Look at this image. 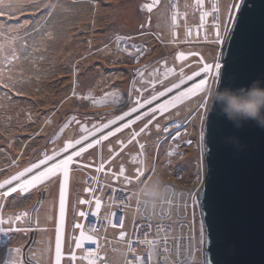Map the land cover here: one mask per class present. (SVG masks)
I'll use <instances>...</instances> for the list:
<instances>
[{
	"label": "rangeland",
	"instance_id": "374dc122",
	"mask_svg": "<svg viewBox=\"0 0 264 264\" xmlns=\"http://www.w3.org/2000/svg\"><path fill=\"white\" fill-rule=\"evenodd\" d=\"M124 1L126 4L135 2L139 20L134 26L124 29L113 19L104 21L103 18L96 19L95 14L90 15V10L97 6L105 12L104 8ZM188 1L157 0L149 13L144 6L153 4V0H4V4L0 5V8H3V14H0V81L8 80V86L5 87L0 82V181L22 170L30 161H35L42 151L51 154L53 148L59 149L67 139L79 138L80 126L74 121L69 123L71 117L75 116L81 124L88 127L101 122L102 117L104 122H107V119L114 115L127 111V107L117 106L118 101L131 106L128 102L130 91L133 99L148 97L154 90L163 91L174 83L178 84L181 68L186 81L187 76L199 71L205 62L222 63L221 43L216 42V26L219 25L223 33L224 23L227 21V6L233 2L237 3V0H229L224 9L220 0ZM8 5L10 7H7ZM45 5L52 7L45 8ZM214 5L217 7L216 11H213ZM160 7L163 10L166 8L165 17L170 25L171 48L164 42L161 29L152 23L153 12ZM85 8L88 14L85 13ZM205 12L207 15L201 21V15ZM79 13H82V17L78 16ZM173 16L176 17L175 24L172 21ZM58 20L64 24H60ZM65 25L70 29L67 35L76 41L71 43L70 48L59 40L61 29L65 28ZM82 43L87 45V48H81ZM205 46L214 49L211 56H205L202 50ZM126 47L133 55L124 51ZM72 48V51L69 50ZM137 49L140 50L139 56L135 55ZM65 51L68 55L60 59ZM89 52L98 56H90V60H87ZM178 54H183L185 59L177 60ZM13 56L16 59L13 60ZM168 68H173L174 71L165 75ZM138 69L143 71V81L135 75ZM99 73L104 74L105 79H102ZM81 79L86 81L85 87L80 85ZM153 79L157 81L155 84L152 83ZM133 80L135 87L143 89V92L132 91ZM183 86L185 88L181 92H186L193 84L186 82ZM73 88L76 95H73ZM108 90L115 95L103 99L102 94ZM178 90L174 88L171 93L153 101L151 106L145 105L138 113L126 117L124 123H129L130 120L135 123L114 136H109L102 145L89 149L83 160L92 165L91 167L70 173L69 194L73 196L69 200L68 194L61 264H88L82 257L81 249L75 252L77 259L70 260V249L73 250V247L69 245V241L75 245L74 237H78L81 230L74 225L83 224V217L75 215V212H87L88 206L94 204L96 198L105 203L102 205L103 211L115 209L113 199L111 200L116 189L114 186L130 192L125 202L120 193L114 195L115 200L126 204L123 228L115 231L104 229L99 236L85 228L83 231L98 241L104 264L123 263L126 239L121 238L120 233L124 231L126 234L137 216L134 207L136 199L132 193L156 176L147 161V157H152L150 153L153 149L162 147L159 153L160 161L163 163L161 166L165 165L167 172L164 182L170 180L190 186L195 182L197 175L204 174L205 121H201L200 116L204 115L205 110L199 105L205 95L184 97L168 112H157L148 129L136 140L129 142L131 133L139 132L152 118L150 108L179 96ZM84 95L95 96L100 103L93 106L91 101L82 98ZM183 105L184 114L181 116L178 109ZM191 105L194 107L189 109ZM144 112L149 115L144 116L143 120H137L136 116H143ZM157 124L159 128L156 127ZM65 125L67 127H64ZM190 125H194L192 130H189ZM177 129L181 130L175 132ZM148 134L150 139H147ZM118 141H123V144ZM141 144L144 145L143 150L140 149ZM190 147L195 153L192 159ZM141 151L148 167L145 176L141 178L142 182L138 183L135 176L138 165H134L132 161L138 158ZM169 152L173 155L169 156ZM101 161L104 167L97 172L96 167ZM121 166L126 169L131 183L119 175ZM179 172L183 174L184 181L175 178V174ZM71 174L76 177L74 184L71 183ZM49 185L52 183L41 185L30 194H13L8 199L0 200V204L4 205L0 214L6 218L13 214L29 213L20 223V227L28 230L8 232L9 235L5 234L6 237L9 236L8 244L2 245L0 242V264L11 259H20L22 264H54L59 189L57 196H53L51 200L48 195ZM89 185L95 189L94 194L84 191ZM79 199H90L92 203L81 205L78 203ZM3 227L7 228L8 225ZM48 231L52 232L50 238L45 235ZM92 244L83 242L82 247ZM111 246L114 247L113 250H110ZM12 248L21 249L19 256L9 251ZM137 252H141V248H138ZM155 253L157 254L156 250ZM158 255H165L162 249ZM143 258L147 259V256ZM196 258L199 262L200 254L196 255Z\"/></svg>",
	"mask_w": 264,
	"mask_h": 264
},
{
	"label": "water",
	"instance_id": "95a60500",
	"mask_svg": "<svg viewBox=\"0 0 264 264\" xmlns=\"http://www.w3.org/2000/svg\"><path fill=\"white\" fill-rule=\"evenodd\" d=\"M240 22L221 45V88L264 86V0H240ZM236 11L234 12V15ZM197 81L199 79L197 78ZM205 129V178L198 193L214 264H264V129H239L214 109ZM236 137L237 144L229 143ZM72 240V239H71Z\"/></svg>",
	"mask_w": 264,
	"mask_h": 264
},
{
	"label": "snow or ice",
	"instance_id": "6c2138e0",
	"mask_svg": "<svg viewBox=\"0 0 264 264\" xmlns=\"http://www.w3.org/2000/svg\"><path fill=\"white\" fill-rule=\"evenodd\" d=\"M157 0H153V4L151 5H145L144 7L147 9V11L150 13L153 10V6ZM4 4V0H0V5ZM7 7H10L8 5ZM52 5H45V8H50ZM241 8V4L233 2L232 4H229L227 6V21L224 23V30L223 33H221L219 25L216 26V42L217 43H223L226 39L229 37L230 27L229 25H232V27H235L240 22V15H239V9ZM217 7L213 6V11H216ZM234 10L236 11V14L234 15ZM0 14H3V8H0ZM207 13L205 12L203 15H201V21L204 20V16H206ZM218 19V18H217ZM173 24L176 22V17H172ZM142 28L144 25L141 26ZM117 43H119V38ZM125 52H128L127 47L124 49ZM140 50L137 49L135 52L136 56H139ZM129 55H133L132 52H128ZM13 60L16 59L15 56L12 58ZM177 60H184L185 57L183 54H178L176 57ZM8 63H11V60L8 61ZM173 68H168L167 73L173 72ZM76 69H73V75H75ZM204 74L203 78L201 77V74ZM135 75L139 77L141 81L144 80V75L142 70H136ZM0 76H2V72H0ZM193 77H198L199 83H194L192 87L188 88L186 92H180L179 96H174L170 100H166L162 104H158L154 108H150L151 116L152 118L147 121L139 129V132H133L131 133V137L129 142L136 140V138L148 129L149 124L152 123L153 119H155V115L157 112L163 114L169 111L170 108H173L176 106L177 101L182 100L184 97H190L197 94L204 95L206 88L209 86V78L213 81H219L221 77V64L219 62H215L214 64H208L204 63L203 66L200 68L199 71L193 72L191 75L187 76V80L191 81L193 80ZM11 80V77L8 78ZM4 84L5 87L8 86V80L0 81ZM157 81L153 79L152 83L155 84ZM185 75L183 68L180 69V81L179 83L172 84L171 87H166L163 91H153L152 94L148 97H136L133 99L132 92L130 91L128 102L131 106H129L128 103H122L120 101L117 102V106L119 107H127V111H122L119 115H114L112 118L107 119V122H104V118L102 117L101 122L99 123H93L91 127H88L86 124H81L79 120L75 116L71 117V122H76L80 126V132L79 138H69L64 143L63 146L59 149L53 148L51 151V154H49L48 151H42L40 156L35 161H30L27 165H25L22 170L16 171L14 174L9 175L6 179L3 181H0V200H5L10 198L13 194H30L32 190L38 189L41 185H46L48 183L52 184H58L59 189V196H58V218L56 219L55 223V247H54V264H61L63 253H62V247L64 245V222H65V214H66V207L68 202V194H69V181H70V173L73 171L79 170V169H87L91 167L92 165L85 163L83 160L84 155L88 152L89 149L102 145V142L107 140L109 136H114L117 132H120L122 129L129 128L132 124L135 123V121L130 120L129 123H122L120 126L115 127L113 130V126L117 125V122H123L126 117H131L133 113H138V110L144 109L145 105L151 106L153 104V101H157L159 97L165 96L166 93H171L173 89H179L181 85L185 84ZM73 85H75V81H73ZM132 91L135 92H143V89L136 88L135 87V80H133V88ZM73 95H76V90L73 88ZM110 95H115L114 92L111 90L105 91L102 94L103 99H107ZM86 101H91L92 105L95 106L96 104L100 103L99 100L95 96H89L84 95L82 97ZM200 108L204 109L206 111L207 109V98L202 101V103L199 105ZM148 112H144L142 115H137V120H143L144 116H148ZM87 119V117L85 118ZM201 121H203V114L200 116ZM64 127H67L65 125ZM157 128H159V124L156 125ZM105 130H108L105 134ZM63 131V129H61ZM99 133V136L97 134ZM118 143L123 144V141H118ZM140 149H144V145H140ZM111 147L109 148V152L111 154ZM143 151H141L138 155V158L133 159L132 163L134 165H138L135 169V176L138 183H141V178L145 176L147 164L146 161L143 159ZM169 156L173 155L172 152L168 153ZM104 164L103 161H101L100 165L96 167V171L99 172L103 169ZM153 172V175H155V169H151ZM119 175L124 178L125 181H128L131 183V178L129 175L126 174V169L121 166L119 169ZM93 179H95L93 177ZM84 191L86 193H93L95 192V189L91 187V185L84 188ZM140 192L136 191L132 193V196L135 197L136 203H137V210L146 209L147 203L145 201H142L140 198ZM123 199V198H121ZM161 204L167 202L170 205L172 204L171 197L163 198L160 200ZM78 203L81 205L84 204H91L92 200L90 199H79ZM186 206V205H185ZM4 207L3 204H0V209ZM95 207L96 211L92 212V215H97V212L99 211L101 207V201L99 198H96L95 200ZM74 212H75V206H74ZM29 215L28 212L19 213V214H13L11 217H4L2 214H0V233L7 234L8 232L15 231V232H21V231H27L28 229L20 227V223L22 222L24 217H27ZM75 215H78L80 217H85L87 215L84 211L75 212ZM115 215V213H113ZM118 223H120L118 221ZM3 225H8L7 228L3 227ZM15 225V226H14ZM115 226V225H113ZM75 228L81 229L80 235L78 237H74L75 239V247L76 249H79L82 247L83 242L85 240L90 241L92 243H96V240L91 235H86L83 231V225L80 223H76L74 225ZM164 232L165 235L161 240L159 241L160 247L163 251L164 255V261L165 264H169L168 262V255L170 254L172 249L169 245L168 241V233L165 231L164 227L158 226V234ZM125 236L124 232L120 233V237L123 238ZM184 238L181 237V240ZM139 243L141 245L148 244L151 247L148 251V261L151 262L153 255H155V248L156 243L151 240H147V234H145V239L139 240ZM210 243L206 239L205 232L203 225H201L200 235H199V252H200V261L197 262L196 258V249L192 245L191 238H189V243L187 245H182L181 243H177L176 245V257L177 259L172 261L171 264H214V262L210 260H205V257L209 255V250L206 249L204 246L205 244ZM99 247V246H98ZM10 252L16 254L19 256L21 253L20 248H12L9 250ZM71 256L70 260L75 261L77 259L75 251L71 250ZM128 251H133V242L131 240L128 241ZM96 256L97 253L95 252H89V264H96ZM183 257V258H181ZM136 264H140L142 257L140 255H137L135 257ZM2 264H22V260L20 259H11V260H4Z\"/></svg>",
	"mask_w": 264,
	"mask_h": 264
},
{
	"label": "built area",
	"instance_id": "2783aa9c",
	"mask_svg": "<svg viewBox=\"0 0 264 264\" xmlns=\"http://www.w3.org/2000/svg\"><path fill=\"white\" fill-rule=\"evenodd\" d=\"M176 178L177 180L182 179L180 176H177ZM165 184L167 186V190L164 198L166 199L168 197H171V205L167 202L161 204V202L159 201L155 208L151 210L141 209L139 211L137 210V203L134 205L137 216L131 224L130 230L126 233L125 245L127 247V257L125 258L124 264H136L135 257L137 255H140L142 257L140 264H165L164 255L158 259L153 257L151 262H149L147 250L151 246L148 244L141 245L139 243V240L145 239V234H147V240L157 242L156 247H160L159 241L165 235L164 232L158 234V226L161 225L170 235L169 245L171 246L172 251L170 254H167L169 264L177 259V243L187 245L189 243V238H191L192 245L196 249L195 254H200L199 235L202 223L199 211L198 190L203 184V179L199 180L197 185L192 184L190 186L180 185L178 183H174V185L167 182H165ZM114 187L116 189L112 193L111 200L113 199V203L115 204L116 208H113L110 214L95 219H92V216L87 215L83 217V228H85L89 232L94 233L96 236H99L100 231L107 226L113 227L115 229L123 228V212L126 204H124L122 201L115 200L114 195L117 192L120 193V197L123 198L122 200L125 202L126 200H128L130 192L117 186ZM101 204L103 205V200L101 201ZM113 213H115V215H113ZM118 221L120 223H118ZM181 237H183L184 239L181 240ZM129 240L133 242V250H138V248H141V252H138L137 254H134L133 251L129 252ZM0 242L2 245H7L8 237L5 236L4 238H0ZM134 245H141L142 247L136 248L134 247ZM98 246L99 244L97 240L96 243H93L92 245H86L85 247H83L82 255H85V257L89 259V252H95L97 253L96 264H104L103 256L100 255ZM113 249L114 247L111 246L110 250ZM143 256H147V259H144Z\"/></svg>",
	"mask_w": 264,
	"mask_h": 264
},
{
	"label": "clouds",
	"instance_id": "9594fccd",
	"mask_svg": "<svg viewBox=\"0 0 264 264\" xmlns=\"http://www.w3.org/2000/svg\"><path fill=\"white\" fill-rule=\"evenodd\" d=\"M239 1L237 0V3ZM204 95L207 97V109L203 115L205 128L208 116L211 115L214 109H218L219 115H222L236 129L241 128L245 122H253L257 127L264 129V86L261 85L260 81H253L247 87L235 89L231 87L221 88L218 84L210 83ZM228 142L237 144L238 139L236 137H229ZM204 178L205 172L203 174V181ZM166 190L167 186L159 175L140 187L138 191L141 194V200L147 203L146 210L155 208L158 202L164 198ZM199 211L201 215L200 206Z\"/></svg>",
	"mask_w": 264,
	"mask_h": 264
},
{
	"label": "bare ground",
	"instance_id": "6f19581e",
	"mask_svg": "<svg viewBox=\"0 0 264 264\" xmlns=\"http://www.w3.org/2000/svg\"><path fill=\"white\" fill-rule=\"evenodd\" d=\"M229 0H220V4L222 5V8L224 9L226 4L228 3ZM126 1H124L123 3H115L113 4L111 7L108 6L104 9H106V11L104 12L102 8H100V6H97L95 9L93 10H90V15L92 14H95V17L96 19H99V18H103L104 21H107V20H110V19H113L116 24L118 26H123L124 29H126L127 27L129 26H134L136 25V23L138 22L139 20V13L136 9V5H135V2H130L129 4H126L125 3ZM186 2H189L188 0H186ZM118 4V5H117ZM85 13L88 14V11L87 9L85 8ZM61 14V13H60ZM59 14V15H60ZM166 8L163 10L162 7H160L158 10H155L153 12V18H152V23L154 25H156L157 27H159L162 31V35H163V39H164V42L168 45V48H171L172 45L169 44L170 42V38H169V32H170V25L167 23V20H166ZM79 17H82V13H79L78 15ZM58 22L60 24H64L61 20H58ZM97 23H95L96 25ZM70 29L66 27L65 25V28L61 29V33H60V36L61 38L59 39L60 42L61 40L63 41L62 43H64L68 48L71 47V43L72 42H76L74 41V39L67 35L68 31ZM82 42V41H80ZM81 48H87V45L85 44H80ZM74 48L72 49H69V50H73ZM202 50L204 51L205 53V56H211L213 53H214V49L212 47H203ZM106 51V49L104 50ZM68 55L67 52L65 51L64 53H62L61 55V58L62 59L64 56ZM90 56H98L96 53H92V52H89V56L87 58V60H90ZM105 60H107V58H104ZM191 68V67H189ZM100 77L102 79H105V75L102 74V73H99ZM186 82H191L192 84L196 83L197 82V77H193V80L189 81V80H186ZM185 82V83H186ZM80 85L82 87H85L86 85V81H83L82 79L80 80ZM94 86V85H93ZM95 87V86H94ZM185 87L183 85L180 86L179 90H182L184 89ZM155 102V101H154ZM194 106H189V109H192ZM183 109H184V105L179 107V111H180V115L183 116L184 112H183ZM132 116V115H131ZM126 120H124L125 122ZM124 122H121V123H124ZM117 123L116 126H113V130L115 129V127H118L121 125ZM194 127V125H190L189 127V130H192ZM108 130H105V134L107 133ZM157 133V132H156ZM72 134V132L70 133V135ZM155 134V133H154ZM97 136H99V133L97 134ZM147 139H150V134L147 135ZM162 150V147H159L157 149H153V152L150 153V155L152 156L151 158L147 157V161H148V165L150 166V169L151 168H154L155 169V175H159L161 176L163 179H165V177H167V172H166V169H165V165L161 166V161H160V151ZM187 151V150H186ZM185 151V152H186ZM189 153H190V158L192 159L194 156H195V153H194V149L192 147L189 148ZM156 162V163H155ZM163 164V163H162ZM81 176H83V174H81ZM171 177V176H170ZM75 178L72 174H71V183L74 184V181H75ZM182 180L184 181L185 178H182ZM181 181V180H180ZM50 187H48V195L50 196V199L52 200L53 199V196H57V191H58V185L57 184H52V185H49ZM51 188V189H50ZM80 189H81V186H80ZM73 195H71V193L69 194V200L71 199ZM133 199V197H132ZM69 204V203H68ZM45 214V212H43ZM110 230H113L115 231L116 229L115 228H109ZM45 235L48 236V238L51 237L52 235V232H46ZM69 240V238H67ZM85 243L87 244H91L92 242L90 241H87L85 240L84 241ZM69 245H71L73 247V250L76 252L78 249H76L75 245L72 243V241H69ZM81 249V252L83 254V247L79 248ZM85 256V255H84Z\"/></svg>",
	"mask_w": 264,
	"mask_h": 264
},
{
	"label": "flooded vegetation",
	"instance_id": "af4514ba",
	"mask_svg": "<svg viewBox=\"0 0 264 264\" xmlns=\"http://www.w3.org/2000/svg\"><path fill=\"white\" fill-rule=\"evenodd\" d=\"M94 202H95V199H94ZM91 209V210H90ZM112 209L113 208H111L108 212L106 211H103V206H102V204H101V207H100V209H99V211L97 212V215H95V216H93L92 215V212H94V211H96V207H95V203L94 204H92L91 206H88V210H87V216H92V219H95V218H99V217H103L104 215H106L107 213L108 214H110V212L112 211ZM90 210V211H89ZM123 215H124V217H125V212H123ZM123 220H124V218H123ZM111 228H113V227H111ZM124 232V231H123ZM125 239H126V234H125ZM126 250H127V247H124V258H123V263L122 264H124V262H125V258L127 257V253H126ZM100 251V250H99ZM133 253L134 254H137L138 252H137V250H133ZM100 255H101V253H100ZM102 256V255H101ZM82 257L84 258V259H86V261L88 262V264H89V259L87 258V257H85V256H83L82 255Z\"/></svg>",
	"mask_w": 264,
	"mask_h": 264
},
{
	"label": "trees",
	"instance_id": "16d2710c",
	"mask_svg": "<svg viewBox=\"0 0 264 264\" xmlns=\"http://www.w3.org/2000/svg\"><path fill=\"white\" fill-rule=\"evenodd\" d=\"M166 182H167V183H171V184L177 183V182L170 181V180H167ZM173 182H174V183H173ZM174 185H175V184H174ZM122 189H124V188H122ZM126 190H127V189H126ZM76 202H77V201H76ZM104 216H105V215H104ZM109 228H111V227H108V226H107L106 228H103L102 230H104V229L107 230V229H109ZM102 230H101V231H102ZM101 231H100V232H101ZM7 234H8V233H7ZM8 235H9V234H8ZM4 237H5V234H4V233H1V234H0V238H4ZM8 242H9V236H8ZM7 244H8V243H7Z\"/></svg>",
	"mask_w": 264,
	"mask_h": 264
}]
</instances>
